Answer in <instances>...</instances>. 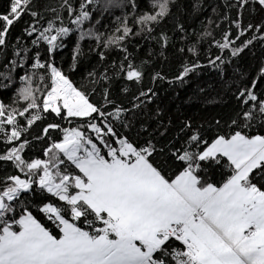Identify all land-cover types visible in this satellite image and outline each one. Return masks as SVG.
I'll list each match as a JSON object with an SVG mask.
<instances>
[{"label":"snow or ice","instance_id":"6c2138e0","mask_svg":"<svg viewBox=\"0 0 264 264\" xmlns=\"http://www.w3.org/2000/svg\"><path fill=\"white\" fill-rule=\"evenodd\" d=\"M0 264H264V0H7Z\"/></svg>","mask_w":264,"mask_h":264},{"label":"trees","instance_id":"16d2710c","mask_svg":"<svg viewBox=\"0 0 264 264\" xmlns=\"http://www.w3.org/2000/svg\"><path fill=\"white\" fill-rule=\"evenodd\" d=\"M7 0H0V11L4 9ZM223 0H209V3H222ZM198 26V25H197ZM141 48V55H144L145 48ZM262 58V53L259 48L253 52L248 53L243 60L239 62V67L247 72L252 73L255 71L256 66ZM67 56H65V60ZM159 87V106L165 109L167 116L174 122L178 118L185 116L192 117L193 119L200 120L203 118H210L217 111L221 110L218 105L207 103L203 97L211 99L216 96L217 90L220 88L219 80L216 74L210 70L205 69L198 77L191 83L184 87H173L168 84H161ZM204 88V93H198V88ZM200 95L202 99H191L195 95ZM156 105L154 104L153 107Z\"/></svg>","mask_w":264,"mask_h":264}]
</instances>
